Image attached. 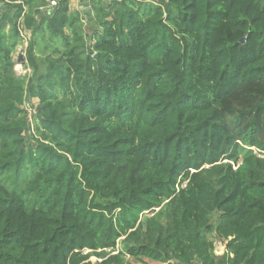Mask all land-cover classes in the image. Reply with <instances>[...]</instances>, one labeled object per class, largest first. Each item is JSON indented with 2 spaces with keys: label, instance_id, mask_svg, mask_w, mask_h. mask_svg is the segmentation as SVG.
Segmentation results:
<instances>
[{
  "label": "trees",
  "instance_id": "16d2710c",
  "mask_svg": "<svg viewBox=\"0 0 264 264\" xmlns=\"http://www.w3.org/2000/svg\"><path fill=\"white\" fill-rule=\"evenodd\" d=\"M56 1L0 6V264H264V0Z\"/></svg>",
  "mask_w": 264,
  "mask_h": 264
},
{
  "label": "rangeland",
  "instance_id": "374dc122",
  "mask_svg": "<svg viewBox=\"0 0 264 264\" xmlns=\"http://www.w3.org/2000/svg\"><path fill=\"white\" fill-rule=\"evenodd\" d=\"M83 2H86L85 0H69V11L71 13H75V12H81V13H85V12H88L89 11V7L87 6V3H84V4H81ZM79 6H82V8H79ZM22 35H23V38H24V41L22 44H20L19 46L16 47V50L15 52L12 54V59L14 61V71L16 72V74L18 76H25V75H30V70L26 69L25 66H24V62L23 63H18V55L20 53H22L24 55V50L26 48V42L27 40L30 38V33L29 32H25L23 31L22 32ZM32 108L33 110L32 111H28V120L31 124V130L33 131V128H34V124H33V116L35 115V107L37 105V101L34 100L32 101ZM148 217L150 216L149 214L147 215ZM123 238H121L118 242H117V248L118 250H120L122 247V242ZM217 244L218 243H215V251L217 252ZM214 251V252H215ZM84 253H87V251H85ZM116 251L113 252V251H110V250H105L104 254H101L99 257H92L90 259V261L93 263V264H96V263H99L101 261H107L109 260L110 258L114 257L116 255ZM148 262V261H147ZM150 263V262H148ZM134 264H138V263H134Z\"/></svg>",
  "mask_w": 264,
  "mask_h": 264
},
{
  "label": "built area",
  "instance_id": "2783aa9c",
  "mask_svg": "<svg viewBox=\"0 0 264 264\" xmlns=\"http://www.w3.org/2000/svg\"><path fill=\"white\" fill-rule=\"evenodd\" d=\"M46 1V5L41 8L42 11L44 12H49L52 9H54L57 6V1L56 0H45ZM3 3H8V0H0V6H2ZM33 104L31 103H26L25 104V108L26 110H28L29 112L33 110Z\"/></svg>",
  "mask_w": 264,
  "mask_h": 264
},
{
  "label": "water",
  "instance_id": "95a60500",
  "mask_svg": "<svg viewBox=\"0 0 264 264\" xmlns=\"http://www.w3.org/2000/svg\"><path fill=\"white\" fill-rule=\"evenodd\" d=\"M23 62H24V55L20 53L18 55V63H23ZM217 250H218L217 252L215 251L216 256H221L224 253L225 247L223 246L221 242H218Z\"/></svg>",
  "mask_w": 264,
  "mask_h": 264
},
{
  "label": "crops",
  "instance_id": "0c3cea01",
  "mask_svg": "<svg viewBox=\"0 0 264 264\" xmlns=\"http://www.w3.org/2000/svg\"><path fill=\"white\" fill-rule=\"evenodd\" d=\"M71 1H73V0H71ZM84 3H86V2H83V3H81V4H84ZM79 8H82V6H79ZM83 17H85V15H84Z\"/></svg>",
  "mask_w": 264,
  "mask_h": 264
}]
</instances>
